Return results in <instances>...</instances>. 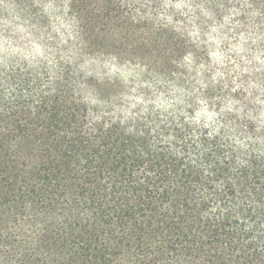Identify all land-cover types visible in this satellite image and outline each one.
I'll return each instance as SVG.
<instances>
[{"label":"trees","instance_id":"1","mask_svg":"<svg viewBox=\"0 0 264 264\" xmlns=\"http://www.w3.org/2000/svg\"><path fill=\"white\" fill-rule=\"evenodd\" d=\"M0 264H264V0H0Z\"/></svg>","mask_w":264,"mask_h":264}]
</instances>
